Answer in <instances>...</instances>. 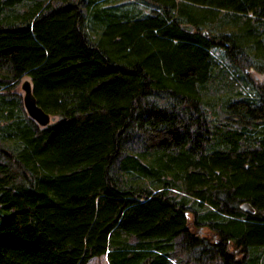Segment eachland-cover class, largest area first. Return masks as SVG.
<instances>
[{
  "label": "trees",
  "instance_id": "1",
  "mask_svg": "<svg viewBox=\"0 0 264 264\" xmlns=\"http://www.w3.org/2000/svg\"><path fill=\"white\" fill-rule=\"evenodd\" d=\"M242 62L264 75V0H0V264H264Z\"/></svg>",
  "mask_w": 264,
  "mask_h": 264
},
{
  "label": "water",
  "instance_id": "2",
  "mask_svg": "<svg viewBox=\"0 0 264 264\" xmlns=\"http://www.w3.org/2000/svg\"><path fill=\"white\" fill-rule=\"evenodd\" d=\"M204 35L207 36V33L204 32ZM22 89L24 90L23 103L28 115L40 126L49 125L51 123V115L46 113L37 103L31 82L26 80L22 85Z\"/></svg>",
  "mask_w": 264,
  "mask_h": 264
},
{
  "label": "rangeland",
  "instance_id": "3",
  "mask_svg": "<svg viewBox=\"0 0 264 264\" xmlns=\"http://www.w3.org/2000/svg\"><path fill=\"white\" fill-rule=\"evenodd\" d=\"M242 70L246 72V74H248V76H250L256 83H258L259 85H264V75L257 72L255 69H253L251 67V65L249 63L246 62H242ZM29 80L28 78H23L19 84L13 89V92L19 96L23 102L24 99V90L22 89V85L23 83ZM26 110V109H25ZM56 119L54 117H51V123L54 122ZM192 219V217H191ZM205 230H201V232L199 233V237H205ZM180 257L183 258V260L186 259L187 255L186 254H182ZM174 261L176 262L177 260L174 259ZM178 262V261H177ZM89 264H109L107 256H101L98 258H93L92 260H90Z\"/></svg>",
  "mask_w": 264,
  "mask_h": 264
}]
</instances>
